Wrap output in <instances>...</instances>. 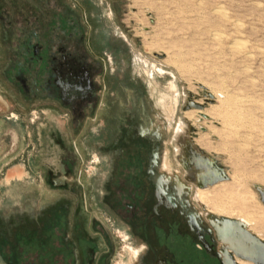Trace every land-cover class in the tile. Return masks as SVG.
<instances>
[{
    "label": "flooded vegetation",
    "instance_id": "1",
    "mask_svg": "<svg viewBox=\"0 0 264 264\" xmlns=\"http://www.w3.org/2000/svg\"><path fill=\"white\" fill-rule=\"evenodd\" d=\"M54 1L61 5L54 8L60 11L58 20H48L52 27L3 28L20 41L14 48L8 40L0 43L5 79L29 103L55 105L68 111L75 127H95L87 136L98 155L88 157L89 173L82 155L76 173L63 168L65 178L75 175L78 188L62 183L60 198L43 207L42 231L34 228L24 237L0 229V264H264V246L211 211L200 197L207 188L179 161V145L199 136L196 127L188 131L186 116L187 102L196 97L184 95L181 102L172 81L164 112L150 108L154 101L143 79L132 75L129 65L123 70L114 66L113 50L110 57L101 48L108 33L99 5ZM84 4L95 11L87 13L88 44ZM108 42L111 48L117 44L112 37ZM181 108L184 121L172 143L177 170H162L165 139L158 124L145 122L147 113L175 119ZM148 144L156 155H148ZM74 191L80 194L73 212L67 193Z\"/></svg>",
    "mask_w": 264,
    "mask_h": 264
},
{
    "label": "rangeland",
    "instance_id": "2",
    "mask_svg": "<svg viewBox=\"0 0 264 264\" xmlns=\"http://www.w3.org/2000/svg\"><path fill=\"white\" fill-rule=\"evenodd\" d=\"M93 1L108 33L101 48L110 57L114 53V66L123 70L129 65L132 75L143 79L154 101L150 108L163 109L172 81L181 102L187 90L204 102L201 84L214 94L215 102L202 110L208 118L201 119L197 109L186 116L198 129L195 141L219 159L230 178L201 191L200 197L217 215L253 219L249 228L264 239V203L256 189H264V0ZM60 5L0 0V43L8 40L14 48L20 42L3 28L52 27L48 20H58L60 11L54 8ZM83 13L88 44L87 13L95 11L84 4ZM110 37L117 41L112 48ZM5 66L0 61V229L4 235L28 237L34 228L43 230V207L60 198L63 182L78 188L75 175L65 178L63 168L76 173L82 155L88 160L86 172L93 170L88 157L98 154L87 135L95 127H75L65 109L18 96L5 79ZM182 110L175 119L147 113L145 122L158 124L165 139L162 170H177L172 143L184 121ZM147 151L157 154L150 144ZM67 194L74 212L80 193ZM84 218L89 219L86 213Z\"/></svg>",
    "mask_w": 264,
    "mask_h": 264
},
{
    "label": "water",
    "instance_id": "3",
    "mask_svg": "<svg viewBox=\"0 0 264 264\" xmlns=\"http://www.w3.org/2000/svg\"><path fill=\"white\" fill-rule=\"evenodd\" d=\"M201 88L205 90L203 94L204 102H199L198 96H195L191 91L187 90V93L196 97V100L193 98L189 99L186 105V110L197 109L200 113V118H208L205 113H202V110L205 109L208 103L215 102L214 94L207 90L204 85H200ZM188 131H195V127L188 121L187 122ZM194 135H191L187 139V145H179L178 155L179 161L183 166L190 170L192 169L196 175V178L201 182V188H208L209 186H214L220 182L228 181L229 174L225 166H223L219 159L208 153L205 149L200 147L194 139ZM256 189L261 197L262 202L264 203V189L260 186H256ZM223 219L228 222L235 223L238 226H241L244 232L251 235L256 241H259L264 246V240L261 239L257 234H254L248 229V225L239 218L223 216Z\"/></svg>",
    "mask_w": 264,
    "mask_h": 264
},
{
    "label": "bare ground",
    "instance_id": "4",
    "mask_svg": "<svg viewBox=\"0 0 264 264\" xmlns=\"http://www.w3.org/2000/svg\"><path fill=\"white\" fill-rule=\"evenodd\" d=\"M238 45H239V44H238ZM243 45H244V44H243ZM243 45H242V46H243ZM195 142H196V141H195ZM196 143H197V142H196ZM197 144H198V143H197ZM198 145H199V144H198ZM199 146H200V145H199ZM200 147H201V146H200ZM222 210H223V211H227L228 208H225V207H224ZM249 218H250V217H249ZM239 219H241L243 222H245L248 226L250 225V222H249V221H251V220L253 221V219H251V218H250V219H248V218L243 219V218L240 217ZM252 221H251V222H252Z\"/></svg>",
    "mask_w": 264,
    "mask_h": 264
},
{
    "label": "crops",
    "instance_id": "5",
    "mask_svg": "<svg viewBox=\"0 0 264 264\" xmlns=\"http://www.w3.org/2000/svg\"><path fill=\"white\" fill-rule=\"evenodd\" d=\"M86 125H84L83 127H85Z\"/></svg>",
    "mask_w": 264,
    "mask_h": 264
}]
</instances>
